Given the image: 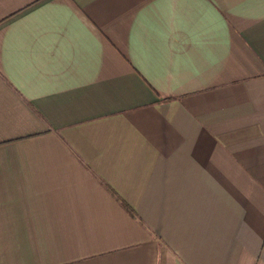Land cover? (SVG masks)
<instances>
[{"label": "crops", "instance_id": "crops-1", "mask_svg": "<svg viewBox=\"0 0 264 264\" xmlns=\"http://www.w3.org/2000/svg\"><path fill=\"white\" fill-rule=\"evenodd\" d=\"M0 264H264V0H0Z\"/></svg>", "mask_w": 264, "mask_h": 264}, {"label": "trees", "instance_id": "trees-1", "mask_svg": "<svg viewBox=\"0 0 264 264\" xmlns=\"http://www.w3.org/2000/svg\"><path fill=\"white\" fill-rule=\"evenodd\" d=\"M127 209H128L129 211H132L128 206H127Z\"/></svg>", "mask_w": 264, "mask_h": 264}]
</instances>
